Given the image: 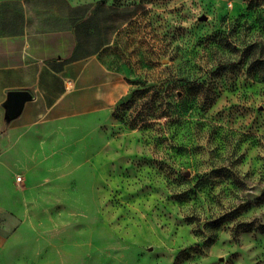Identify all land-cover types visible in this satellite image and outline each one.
<instances>
[{
    "label": "rangeland",
    "instance_id": "374dc122",
    "mask_svg": "<svg viewBox=\"0 0 264 264\" xmlns=\"http://www.w3.org/2000/svg\"><path fill=\"white\" fill-rule=\"evenodd\" d=\"M98 2L117 89L7 132L2 264H264V3Z\"/></svg>",
    "mask_w": 264,
    "mask_h": 264
},
{
    "label": "crops",
    "instance_id": "0c3cea01",
    "mask_svg": "<svg viewBox=\"0 0 264 264\" xmlns=\"http://www.w3.org/2000/svg\"><path fill=\"white\" fill-rule=\"evenodd\" d=\"M98 4L103 6L98 0H0V264L8 246L5 217L26 199L12 187L7 132L102 109L117 89L118 79L100 56L108 39L89 23ZM14 90L32 98L7 120L5 102Z\"/></svg>",
    "mask_w": 264,
    "mask_h": 264
},
{
    "label": "water",
    "instance_id": "95a60500",
    "mask_svg": "<svg viewBox=\"0 0 264 264\" xmlns=\"http://www.w3.org/2000/svg\"><path fill=\"white\" fill-rule=\"evenodd\" d=\"M31 98L32 95L27 90L10 91L8 93L7 101L5 102L6 119L11 120L17 117L20 114L24 103Z\"/></svg>",
    "mask_w": 264,
    "mask_h": 264
},
{
    "label": "trees",
    "instance_id": "16d2710c",
    "mask_svg": "<svg viewBox=\"0 0 264 264\" xmlns=\"http://www.w3.org/2000/svg\"><path fill=\"white\" fill-rule=\"evenodd\" d=\"M263 3H264V0H248L247 6L249 9H253Z\"/></svg>",
    "mask_w": 264,
    "mask_h": 264
},
{
    "label": "built area",
    "instance_id": "2783aa9c",
    "mask_svg": "<svg viewBox=\"0 0 264 264\" xmlns=\"http://www.w3.org/2000/svg\"><path fill=\"white\" fill-rule=\"evenodd\" d=\"M21 180V177L20 176H17V181H20Z\"/></svg>",
    "mask_w": 264,
    "mask_h": 264
}]
</instances>
